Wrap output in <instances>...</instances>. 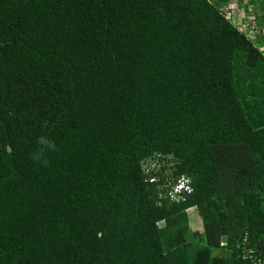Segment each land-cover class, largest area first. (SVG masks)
Returning a JSON list of instances; mask_svg holds the SVG:
<instances>
[{
	"label": "trees",
	"instance_id": "1",
	"mask_svg": "<svg viewBox=\"0 0 264 264\" xmlns=\"http://www.w3.org/2000/svg\"><path fill=\"white\" fill-rule=\"evenodd\" d=\"M232 2L0 0V264L264 254V56Z\"/></svg>",
	"mask_w": 264,
	"mask_h": 264
},
{
	"label": "built area",
	"instance_id": "2",
	"mask_svg": "<svg viewBox=\"0 0 264 264\" xmlns=\"http://www.w3.org/2000/svg\"><path fill=\"white\" fill-rule=\"evenodd\" d=\"M237 6V3L232 2L221 8L222 16L225 20L230 21L238 31L242 32L250 40H259V50L264 56V21H260V12L254 7L250 0H243L239 5L238 10L233 14L231 8ZM154 179V178H153ZM153 179H150L153 180ZM182 184L176 185L167 193L170 200L175 199L180 194ZM243 258L250 259L253 264H264V254H252L247 251L243 254Z\"/></svg>",
	"mask_w": 264,
	"mask_h": 264
},
{
	"label": "rangeland",
	"instance_id": "3",
	"mask_svg": "<svg viewBox=\"0 0 264 264\" xmlns=\"http://www.w3.org/2000/svg\"><path fill=\"white\" fill-rule=\"evenodd\" d=\"M253 3L254 4H257L258 3V1L257 0H255V1H253ZM259 8H260V6H258ZM190 213H192V210L190 211ZM161 224V223H160ZM194 223H193V221H191V225H193Z\"/></svg>",
	"mask_w": 264,
	"mask_h": 264
},
{
	"label": "clouds",
	"instance_id": "4",
	"mask_svg": "<svg viewBox=\"0 0 264 264\" xmlns=\"http://www.w3.org/2000/svg\"><path fill=\"white\" fill-rule=\"evenodd\" d=\"M253 4V3H252ZM254 5V7L256 8V9H258V5L257 4H253ZM184 191H188L186 188L184 189Z\"/></svg>",
	"mask_w": 264,
	"mask_h": 264
}]
</instances>
